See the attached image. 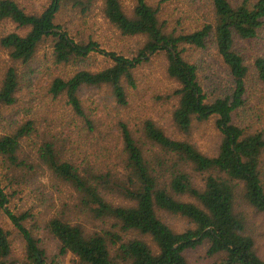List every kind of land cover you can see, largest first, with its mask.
Listing matches in <instances>:
<instances>
[{
  "label": "trees",
  "instance_id": "obj_1",
  "mask_svg": "<svg viewBox=\"0 0 264 264\" xmlns=\"http://www.w3.org/2000/svg\"><path fill=\"white\" fill-rule=\"evenodd\" d=\"M167 1L134 0L129 13L121 0H104L105 17L122 35L144 39L127 57L90 37L76 39L57 23L61 6L80 0H51L35 13L0 0V24L27 29L0 39L25 66L23 73L9 66L0 82V264H61L68 255L69 264H190L188 252L200 247L222 258L215 264H264L236 211L240 198L264 213V0H186L190 9L177 19ZM189 16L196 19L193 28L184 25ZM47 42L57 65H80L93 53L112 64L56 75L44 94H29L23 113L8 114L20 89H30L28 73L36 72L30 64ZM191 49L214 53L227 77L202 78L188 58ZM161 53L178 84L169 96L176 100L174 127L187 134L195 121L214 118L221 134L216 154L173 137L151 118L137 128L121 119L111 124L110 113L87 104L86 90L104 86L111 92L107 101L127 107L125 84L135 86L134 70ZM112 136L115 145L107 140ZM47 187L61 201L49 217L54 197ZM38 191L45 211L27 200L14 204L15 196ZM2 215L21 240L19 253ZM175 216L184 220L182 230L169 221ZM44 238L56 242L57 251L51 254Z\"/></svg>",
  "mask_w": 264,
  "mask_h": 264
},
{
  "label": "rangeland",
  "instance_id": "obj_2",
  "mask_svg": "<svg viewBox=\"0 0 264 264\" xmlns=\"http://www.w3.org/2000/svg\"><path fill=\"white\" fill-rule=\"evenodd\" d=\"M21 4L27 12H41L47 7L51 0H16ZM160 0H150L151 3H159ZM123 8L126 12L131 13L134 6V0H121ZM186 0H168L170 4L168 7L172 12L173 18H180L182 11L189 10L190 7ZM104 0H80L78 5L73 2L63 4L57 15V23L64 25L70 31V34L77 38H88L100 43L101 47L107 52H116L127 57H132L136 54L137 50L143 45L144 39L142 37L124 36L121 32L111 24L103 12ZM188 15V13H187ZM190 17V16H189ZM192 17L185 19L184 25L194 27L196 22ZM27 29L18 27L11 21H6L0 24V39L2 35L10 32L25 33ZM77 34L80 37H76ZM210 51V50H209ZM199 51L191 49L189 51V59L198 64L201 69V77L211 75V79L218 78L225 79L227 77L223 69L217 67L216 55L211 52ZM16 65L18 72L23 73L24 64L14 62L7 50L3 49L0 45V82L6 70L11 65ZM112 64V60L100 53H93L85 59L80 65H57L54 63L52 56L51 44L43 43L39 46L34 60L31 62L29 68H35L36 72L28 73L32 79L30 89L25 87L20 89L17 94L19 96V103L15 108L8 110L10 114L13 111L24 112V105L29 99V94L39 95L44 94L43 88L47 86L51 78L62 73L67 75L72 74L77 68L90 69L98 71L104 67ZM167 57L161 53L155 55L151 60L140 64L134 70L135 86H131L128 82L125 84L128 94L129 105L127 107H119L113 101H107L106 95L111 94L110 89L107 87L90 88L86 90L85 97L87 104L91 106L99 114L110 113L111 124H116L117 119L125 121L131 128H137L142 125L143 120L146 118L153 119L159 126L164 128L169 134L175 138L189 140L195 144L203 152L214 155L218 151L221 140V134L216 126L215 119L212 118L207 121H195L191 130L186 134L179 131L174 127L172 112L173 105L176 104L175 98L169 97L178 84L175 80L171 79L166 71ZM25 80V78H24ZM47 98V97H46ZM113 132H116V127H112ZM68 132V131H66ZM117 134V132H116ZM109 144L115 145L118 139L114 136L109 137ZM95 157H93L94 159ZM63 196L70 203H74L76 199L70 196V190L60 185ZM45 192L51 197H54V206L47 210L46 216L49 217L54 214L61 201L58 198L56 190L47 187ZM44 193V192H43ZM34 192L27 198L22 194L15 196L14 204L25 206H35V210L43 209L41 201L45 199L44 194ZM70 196V197H69ZM24 198L22 201L20 198ZM116 197V196H115ZM45 211V209H43ZM41 211V212H43ZM236 211L243 214L246 219L247 233L253 237L255 241V248L257 253L264 257V213L256 210L242 199L238 198L236 203ZM46 217V218H47ZM170 222L178 229L182 230L184 227V220L178 216L170 217ZM1 221L3 225L12 232L11 238L13 240L14 251L19 253L21 250V240L17 236L14 227L5 215H2ZM85 228H92L90 224H85ZM45 239L46 247L49 252L53 254L56 250L57 244L51 239ZM52 256V255H51ZM190 264H215L221 263L220 257L211 258L206 253V247H200L188 252ZM61 264L70 263V255L65 258H60Z\"/></svg>",
  "mask_w": 264,
  "mask_h": 264
}]
</instances>
